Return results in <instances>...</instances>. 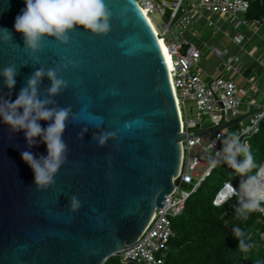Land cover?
Segmentation results:
<instances>
[{
	"label": "water",
	"instance_id": "water-1",
	"mask_svg": "<svg viewBox=\"0 0 264 264\" xmlns=\"http://www.w3.org/2000/svg\"><path fill=\"white\" fill-rule=\"evenodd\" d=\"M105 3L113 13L106 36L81 26L69 33L66 45L47 38L37 53L40 63L33 65L14 29L24 0H0V28L13 37L0 43V70L18 67L13 89L0 77V95L14 101L34 71L60 67L67 58L76 66L58 73L68 87L54 97L56 104L71 106L82 119H103L99 129L68 123V159L47 189L34 185V173L21 157L25 150L46 156V145L37 137L29 148L23 131L9 139L10 129L0 121V264H105L138 240L175 190L187 136L158 38L136 0ZM50 83L42 79L41 94ZM48 123L40 121L42 127ZM126 123L132 127L126 130ZM117 130V140L104 147L92 140L94 133ZM73 195L81 202L75 211Z\"/></svg>",
	"mask_w": 264,
	"mask_h": 264
},
{
	"label": "clouds",
	"instance_id": "clouds-1",
	"mask_svg": "<svg viewBox=\"0 0 264 264\" xmlns=\"http://www.w3.org/2000/svg\"><path fill=\"white\" fill-rule=\"evenodd\" d=\"M25 7L15 17L14 29L22 34L24 49L29 53L33 65L40 63L37 55L44 47L47 38H54L58 44L66 45L69 42V33L77 28H82L93 35H107L111 31L112 11L105 0H24ZM124 15V13H121ZM13 41L12 33L6 28H0V43L8 44ZM19 47V45H16ZM126 54H130L126 52ZM76 66V63L67 58H62L60 67H39L27 79L17 98L12 101L0 95V121L10 129L9 139L12 134L23 131L29 148L40 142L46 145L47 155L36 158L30 151L21 152L22 160L34 173V185L38 189H47L54 186V177L60 168L67 162L69 148L63 139L68 123H86V125L100 128L102 117L89 114L86 118L79 113H74L71 106L61 107L56 104L54 97L68 87V81L58 75L61 68ZM18 75V67L10 64L0 70V77L4 78V85L13 89ZM50 80V87L41 94L42 79ZM22 110V111H21ZM87 106L81 109L86 112ZM40 121H48L47 127H42ZM135 123L139 124V121ZM125 129L132 127L131 123L124 125ZM88 126L82 129L78 138L87 132ZM117 131H99L94 133L92 140L104 147L109 140H117ZM242 133L223 135L221 147L216 148V143L208 145L209 164L216 167L226 164L233 170L235 176L240 178L238 187L231 181L224 184V196L221 201L227 202L233 196L237 199L234 208L235 216L239 220L247 221L253 212L264 213V164L258 165L247 140H241ZM212 150H215L214 153ZM70 209L75 211L81 207L79 199L70 197ZM233 235L239 241L238 249L249 253L256 245L246 238V233L240 227L232 229ZM260 264V262H258Z\"/></svg>",
	"mask_w": 264,
	"mask_h": 264
},
{
	"label": "built area",
	"instance_id": "built-area-1",
	"mask_svg": "<svg viewBox=\"0 0 264 264\" xmlns=\"http://www.w3.org/2000/svg\"><path fill=\"white\" fill-rule=\"evenodd\" d=\"M136 1L140 8L147 10L149 16L158 13L162 19V30L158 31V37L169 50L173 67L170 74L182 115L181 133L187 138L181 143L182 163L179 175L174 180V192L167 197L163 208L156 210L151 223L138 240L125 246L123 252L116 256L120 257L122 264H130L125 259L139 264H163L168 245L175 236L173 219L183 213L187 200L221 164L216 167L209 164V143L215 142L219 149L223 135L242 133L241 140H247L251 146V140L259 134L264 119V101L259 104L249 103L252 110L247 113L239 86L231 78L244 72L239 56L228 60L221 73L204 75L199 66L202 51L185 35L202 18L216 31L221 29L218 25L224 21L234 30L247 29L256 35L264 27V17L259 20L246 18L251 0H198L195 4L192 1L176 0L171 6H167L163 0ZM216 16L219 17L217 24L213 20ZM245 40L242 33L235 37L239 45H243ZM213 52L221 58L227 53L218 48H214ZM237 120L240 122L226 127ZM211 129L218 130L199 135ZM212 151L214 153L215 150ZM194 152H200L201 155H194ZM224 195L222 190L218 193L214 202L216 206L225 203L220 200ZM260 235L264 239V233Z\"/></svg>",
	"mask_w": 264,
	"mask_h": 264
},
{
	"label": "trees",
	"instance_id": "trees-1",
	"mask_svg": "<svg viewBox=\"0 0 264 264\" xmlns=\"http://www.w3.org/2000/svg\"><path fill=\"white\" fill-rule=\"evenodd\" d=\"M170 16V12L167 14ZM264 17V0H251L248 20ZM251 151L258 165L264 163V119L258 135L251 140ZM215 172L219 177H215ZM240 178L221 163L187 200L183 213L173 219L175 236L168 245L163 264H264V213L253 212L247 221L235 216L236 197L220 206L214 204L228 181L238 187ZM240 227L254 247L249 253L239 251V241L232 229ZM105 264H122L118 256ZM131 264V263H130Z\"/></svg>",
	"mask_w": 264,
	"mask_h": 264
},
{
	"label": "crops",
	"instance_id": "crops-1",
	"mask_svg": "<svg viewBox=\"0 0 264 264\" xmlns=\"http://www.w3.org/2000/svg\"><path fill=\"white\" fill-rule=\"evenodd\" d=\"M217 19H219V17H214ZM206 20L205 18L200 19L195 27L194 30H192L189 34H190V41L192 42L194 39L195 41H197V43L192 42L194 44H196L202 51V59H209L211 55L217 56L219 59L224 60L225 56L227 54H229V51L227 49L225 50H221L218 46H214V47H208L206 41L203 40V27H201L200 23L202 20ZM221 23H223V27L224 24L231 26L230 24L221 21ZM233 28V27H232ZM221 32L224 31V29L220 30ZM218 31H213V35H216ZM235 31H239V30H235ZM244 34L246 37L245 42L243 43V47L242 51L243 54L242 56L240 55H236L239 56V58L241 59V62L244 66V72L241 75H233L231 76V78L237 83V85L239 86L240 92H241V98L244 101L246 107H245V111L247 113L251 112L252 108L249 105V103H255V104H259L262 103L264 101V27L261 28V30L258 32V34H253L252 32H250L247 29H242L239 33H237L234 37H233V41L235 42V37L238 34ZM199 41V43H198ZM237 44V43H236ZM224 45V44H223ZM228 45L225 44V46ZM239 45V44H237ZM241 46V45H240ZM250 48V50L246 53V48ZM208 48V51H206V49ZM214 48H218L221 51H226L227 53L225 54L224 58L219 57L218 55H216L213 52ZM244 51H245V55H244ZM235 57V56H233ZM232 57V58H233ZM231 58H229L230 60ZM224 63V62H223ZM226 66V64H225ZM225 66L221 69L218 67V69L214 70V68L209 67V69H206L205 67L201 68L203 70L204 75H208V76H212V75H216L221 73L224 69ZM212 71V72H210Z\"/></svg>",
	"mask_w": 264,
	"mask_h": 264
},
{
	"label": "rangeland",
	"instance_id": "rangeland-1",
	"mask_svg": "<svg viewBox=\"0 0 264 264\" xmlns=\"http://www.w3.org/2000/svg\"><path fill=\"white\" fill-rule=\"evenodd\" d=\"M163 1L165 2V4L167 6H171L172 3H174L176 0H167V1L163 0ZM188 1L189 2L192 1L193 4H195L198 0H187V2ZM150 17H151L153 23L155 24V26L157 27L158 31L161 32V30H162V28H161L162 19H161L160 15L158 13H153L150 15ZM166 19H167V17L165 18V20ZM213 20L215 21V23L217 22L216 18H214ZM222 24L223 23H219L218 27L221 26L220 30L224 29V31L221 32L219 30L220 32H218L216 35H213L212 32L215 31V28L211 27L206 20L203 19L201 21L200 25H201V27H203L202 32L204 35L203 40L206 41L208 47L210 48V47L218 46L221 50L227 49L229 51V54H227L225 56L224 60H221L217 56H214V55H211L209 59H206V60L202 59L200 61V64H199L200 67L202 65V67H205L206 69H209V67L214 68V70L218 69V67L222 69L225 66V64L227 63V61L229 60V58H232L233 56H236V55L242 56L243 52H241L242 51L241 47H243L244 45H241V46L237 45L233 41V37L237 33H239L242 29H240L237 32L231 26L224 24V27H223ZM194 27L192 29H190V31L188 33H186V35H185V38H187L188 40H190L189 38H191L189 33L192 30H194ZM175 36L176 35H174V37ZM192 42L197 43V41H195V39ZM198 43H199V41H198ZM227 43H228V45L225 46V44H227ZM249 50H250L249 47L246 48V53ZM207 51H208V48L206 49L205 52H207ZM244 55H245V51H244ZM210 72H212V71H210ZM188 107H191V104H188ZM193 154L197 155V156L201 155L200 152H194ZM215 177L216 178L219 177L218 172H215Z\"/></svg>",
	"mask_w": 264,
	"mask_h": 264
},
{
	"label": "bare ground",
	"instance_id": "bare-ground-1",
	"mask_svg": "<svg viewBox=\"0 0 264 264\" xmlns=\"http://www.w3.org/2000/svg\"><path fill=\"white\" fill-rule=\"evenodd\" d=\"M141 10H142V13L145 15L146 19L148 20V22L150 23V25H151V27H152V29H153L155 35H156L157 38H158V42H159V45H160L161 51H162V53H163L164 59H165V61H166V64H167V66H168L169 74H170V72H171V70L173 69V67H172V62H171V60H170V55H169L168 47H167V45L165 44V42L162 41V40H160V38L158 37V29H157V27L155 26V24L153 23L152 19L150 18V16H149L147 10L142 9V8H141ZM170 78H171V74H170ZM171 82H172V78H171ZM172 85H173V82H172ZM173 87H174V86H173ZM174 91H175V89H174ZM175 94H176V93H175Z\"/></svg>",
	"mask_w": 264,
	"mask_h": 264
}]
</instances>
